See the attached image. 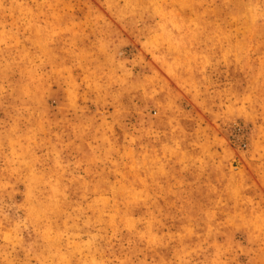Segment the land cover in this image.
<instances>
[{
    "label": "rangeland",
    "instance_id": "1",
    "mask_svg": "<svg viewBox=\"0 0 264 264\" xmlns=\"http://www.w3.org/2000/svg\"><path fill=\"white\" fill-rule=\"evenodd\" d=\"M0 264H264V0H0Z\"/></svg>",
    "mask_w": 264,
    "mask_h": 264
}]
</instances>
